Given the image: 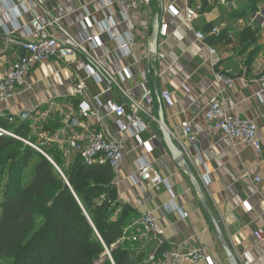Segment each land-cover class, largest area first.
Masks as SVG:
<instances>
[{"label":"crops","instance_id":"obj_1","mask_svg":"<svg viewBox=\"0 0 264 264\" xmlns=\"http://www.w3.org/2000/svg\"><path fill=\"white\" fill-rule=\"evenodd\" d=\"M19 1L0 0V78L23 53L21 43L31 39L25 30L31 16L10 10ZM36 1L69 35L83 42L87 52L76 51L66 61L52 57L36 63L17 93L0 101V115L8 116L23 135L18 137L32 143L49 137L46 151L54 152L65 166L79 156L68 151L72 136L84 138L100 131L109 139L122 140L126 153L114 183L118 201L130 208L123 229L141 212L151 211L163 229V247L184 252L200 246L212 264H229L225 243L240 264H264V240L255 237L258 229L264 230V150L257 153L248 144L212 131L204 119L208 103L218 99L229 112L252 120L259 135L264 133V97L262 101L254 97L264 74V24L253 20L256 12L264 10V0H150L136 9L126 7L123 0ZM186 8L198 13L191 23L185 21ZM87 12L91 25L84 28ZM155 14L160 21L157 53L150 57L147 41ZM111 18L117 23L102 32ZM14 22L18 28L11 31ZM212 28L218 32L212 33ZM197 31L205 34L204 40L196 39ZM56 36L67 39L59 30ZM86 36L98 39L84 41ZM210 48L217 51L216 64L209 61ZM124 68L128 72L121 81L118 72ZM93 72L97 75H88ZM215 72L233 77V86L217 84ZM80 78L87 85L85 97L100 101L94 105V115L86 119L77 110L75 88ZM143 86L151 91L152 102L147 113L132 115L130 99L142 100ZM162 90L172 93V105L164 103ZM108 99L126 106L123 123H141L140 137L149 147L139 144L133 127L120 129L105 105ZM160 117L174 143L183 122H189L196 134V141L186 143L182 152L185 163L169 152ZM139 158L151 161L165 183L154 186L139 179L135 174ZM135 231L129 228L127 236ZM118 240L116 245L132 257H144L139 242ZM158 248L157 241H150L146 253Z\"/></svg>","mask_w":264,"mask_h":264},{"label":"trees","instance_id":"obj_2","mask_svg":"<svg viewBox=\"0 0 264 264\" xmlns=\"http://www.w3.org/2000/svg\"><path fill=\"white\" fill-rule=\"evenodd\" d=\"M9 122L0 116L1 129L22 137ZM59 169L0 131V264H134L140 257L116 245L130 208L118 201L111 167L76 156Z\"/></svg>","mask_w":264,"mask_h":264},{"label":"built area","instance_id":"obj_3","mask_svg":"<svg viewBox=\"0 0 264 264\" xmlns=\"http://www.w3.org/2000/svg\"><path fill=\"white\" fill-rule=\"evenodd\" d=\"M126 7L136 9L140 4H149L150 0H123ZM223 3L225 0H221ZM38 8L41 12L39 13ZM10 10L14 11L17 15L29 14L31 16L29 26H25V30L31 37L30 40L21 43L22 54L16 57L6 68L2 77L0 78V101L13 97L18 88L24 83L25 77L31 68L38 62L55 57L64 61L73 56L76 51L87 52L83 46V42H80L78 38L69 35L60 25L57 18L52 17L49 12L43 9L36 0H20L18 3H12ZM198 17L197 11L192 8L185 9V21L191 23ZM89 12H87L82 20L84 28L91 25L89 19ZM253 20L259 21L260 24H264V10L258 11L253 15ZM15 21V19H14ZM117 21L114 18L110 19V23L105 22L102 26V32L109 31L111 25H115ZM18 25L16 22L12 24V30H16ZM56 29V30H55ZM57 30L66 35V40H60L56 36ZM212 33H217V28L211 29ZM196 39L199 41L204 40L205 34L201 31L195 33ZM98 37L86 36L84 41H95ZM97 46L101 48V43L97 41ZM163 55H161V58ZM209 61L211 64H216L219 61L217 51L214 48L209 49ZM128 72L127 68L118 72V77L121 81L125 80V75ZM97 74L95 72L88 75ZM112 79V77L110 76ZM214 81L217 84L222 85L224 88L232 87L234 84V78L225 75L223 73L215 72ZM260 82V90L254 93V97L259 101L264 97V74L258 79ZM76 96L79 101L77 104V110L82 119H86L91 115H94L95 103H100L98 97L91 98L85 97L87 91V85L84 78H80L76 83ZM160 97L166 105H172V93L168 90H162ZM132 108L130 111L132 115H136L138 112L147 113V106L152 102V93L149 89L143 86L142 100L137 101L130 99ZM105 105L109 113L113 114L119 127L123 131H127L130 128L135 129V137L140 145L149 147L148 141H143L140 137V133L144 130L141 123L137 120L130 123H123L122 118L126 113V106L119 104L112 99H108ZM1 116V115H0ZM204 119L206 126L212 131L221 133L233 141H239L250 145L257 153L264 150V133L258 134L256 124L239 114L231 113L226 108L225 104L218 100H212L206 106L204 111ZM82 128H86L85 124H81ZM1 132L10 134L16 138L17 135L7 132L0 128ZM154 138V136H153ZM175 144L182 151L186 152V143H194L196 141V134L193 132L189 122H183L181 126V134L178 137H174ZM26 144L43 154L47 159L55 166L57 170L59 168L50 159L46 153V147L51 143V139L47 136H42L41 140L32 143L30 141L23 140ZM68 151L76 152L81 161L87 165L94 164H108L113 173H117L121 162L126 153L124 142L118 139H109L100 131H93L88 134L87 137L72 136L67 141ZM60 171V170H59ZM135 174L139 179L143 181H149L152 185H159L165 183V179L156 171L151 161L145 158H139L136 164ZM257 182L260 181L259 177H255ZM183 216H187V213H183ZM129 228H133L136 231L130 236H127ZM163 229L157 225V220L151 211H144L138 214L131 223L123 229V235L118 240L121 243L124 240H130L132 242H139V250L145 253L144 257L135 262V264H195L198 261H206L208 264H212L210 257L205 254L204 250L200 246L191 247L184 252L179 248L163 247ZM257 241L264 240V230L258 229L255 232ZM150 241H157L159 243V250L156 252H147L146 247ZM107 257L113 263L112 256L108 250H106Z\"/></svg>","mask_w":264,"mask_h":264},{"label":"water","instance_id":"obj_4","mask_svg":"<svg viewBox=\"0 0 264 264\" xmlns=\"http://www.w3.org/2000/svg\"><path fill=\"white\" fill-rule=\"evenodd\" d=\"M159 26H160L159 16L158 14H155L153 21H152L151 33L147 41V51L150 57L155 56V54L157 53V39H158V33H159ZM72 122H75V118L72 119ZM159 123H160V128L162 130L164 142L169 152L171 153L172 157L182 163H185V160L183 158V153H182L183 151L180 148H178V146L173 142L172 138L170 137V134L164 128L162 117H160ZM214 223H215L217 232L221 235L216 222ZM222 247L228 259L229 264H240L238 260L236 259V257L234 256L231 249L225 243H223Z\"/></svg>","mask_w":264,"mask_h":264},{"label":"rangeland","instance_id":"obj_5","mask_svg":"<svg viewBox=\"0 0 264 264\" xmlns=\"http://www.w3.org/2000/svg\"><path fill=\"white\" fill-rule=\"evenodd\" d=\"M21 140H23L22 138H20ZM63 164V163H62ZM61 162L56 163V165L58 166V168L62 165ZM60 170V169H59Z\"/></svg>","mask_w":264,"mask_h":264}]
</instances>
